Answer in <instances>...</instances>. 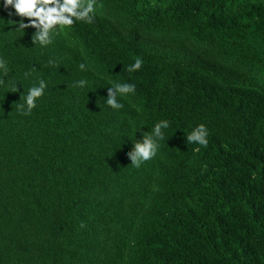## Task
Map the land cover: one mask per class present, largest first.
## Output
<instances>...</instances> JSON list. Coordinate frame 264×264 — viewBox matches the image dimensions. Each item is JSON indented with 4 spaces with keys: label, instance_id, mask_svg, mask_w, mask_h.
Instances as JSON below:
<instances>
[{
    "label": "trees",
    "instance_id": "obj_1",
    "mask_svg": "<svg viewBox=\"0 0 264 264\" xmlns=\"http://www.w3.org/2000/svg\"><path fill=\"white\" fill-rule=\"evenodd\" d=\"M21 19L0 0V78L17 83L0 85V264H264V0H97L46 46ZM113 82L136 84L119 110ZM199 123L206 148L186 142Z\"/></svg>",
    "mask_w": 264,
    "mask_h": 264
},
{
    "label": "clouds",
    "instance_id": "obj_2",
    "mask_svg": "<svg viewBox=\"0 0 264 264\" xmlns=\"http://www.w3.org/2000/svg\"><path fill=\"white\" fill-rule=\"evenodd\" d=\"M2 6L7 9H14L15 15L21 18H27V23L21 19L17 30H23L27 27L35 28L33 42L46 46L52 43L54 33L58 31L57 26H70L77 21L92 23L96 18L97 0H2ZM53 63V61H49ZM143 64V58L136 56L131 64L127 66L128 72H134ZM79 69L84 70L86 65L81 62ZM9 72L6 59L0 56V77L6 76ZM29 72H25V78L29 76ZM88 83L85 79L74 82V87L83 88ZM0 85H7L10 89L17 91V83L8 84L6 80L0 78ZM47 83L44 79H39L37 84H33L24 94L22 103H16L17 110L21 111L25 116L30 115L36 107L39 98L45 94ZM136 89L135 82H113L107 87V98L105 103L112 109H122L124 104L121 98L126 97L128 93H134ZM21 100V98H20ZM170 127L168 119H161L154 123L151 130L142 132L141 138L133 140L132 148L126 153L131 161V165L139 168L141 165L155 157L160 149V142L165 138L164 130ZM141 127H137V130ZM186 136L187 143H193L198 146L207 147L209 129L206 124L199 123L195 125Z\"/></svg>",
    "mask_w": 264,
    "mask_h": 264
}]
</instances>
